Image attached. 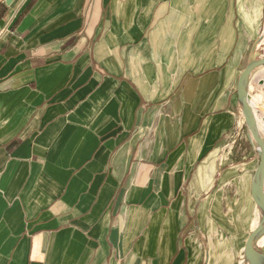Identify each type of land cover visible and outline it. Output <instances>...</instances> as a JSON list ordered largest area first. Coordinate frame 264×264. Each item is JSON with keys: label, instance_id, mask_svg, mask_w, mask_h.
<instances>
[{"label": "crops", "instance_id": "0c3cea01", "mask_svg": "<svg viewBox=\"0 0 264 264\" xmlns=\"http://www.w3.org/2000/svg\"><path fill=\"white\" fill-rule=\"evenodd\" d=\"M194 2L203 59L166 81L101 50L108 0H0V264H249L264 0ZM249 99L264 138V67Z\"/></svg>", "mask_w": 264, "mask_h": 264}, {"label": "rangeland", "instance_id": "374dc122", "mask_svg": "<svg viewBox=\"0 0 264 264\" xmlns=\"http://www.w3.org/2000/svg\"><path fill=\"white\" fill-rule=\"evenodd\" d=\"M198 6L203 5L194 0H108L100 48L103 52L107 48L115 49L114 55L108 58H112L120 70L148 74L158 70L164 80L171 81L178 65L193 66L203 59L192 55L187 35L188 28L194 26V18L203 10ZM154 32L159 37L157 46L150 38ZM259 244L264 247V237Z\"/></svg>", "mask_w": 264, "mask_h": 264}, {"label": "water", "instance_id": "95a60500", "mask_svg": "<svg viewBox=\"0 0 264 264\" xmlns=\"http://www.w3.org/2000/svg\"><path fill=\"white\" fill-rule=\"evenodd\" d=\"M6 1L8 4H10L13 0ZM263 42L264 19L262 31L252 43L246 67L242 71L237 83V93L243 106L246 122L251 134V139L255 142L261 159L252 186L254 199L261 209V220L259 225L250 233L246 242L244 256L245 260L249 264H264V252L255 247V242L264 236V138L260 132L257 117L249 99V86L252 74L257 69L264 67V51L261 49Z\"/></svg>", "mask_w": 264, "mask_h": 264}, {"label": "bare ground", "instance_id": "6f19581e", "mask_svg": "<svg viewBox=\"0 0 264 264\" xmlns=\"http://www.w3.org/2000/svg\"><path fill=\"white\" fill-rule=\"evenodd\" d=\"M263 44H264V42H263ZM263 46H264V45H263ZM263 49H264V48H263ZM260 79H261V78H260ZM258 80H259V79H258ZM261 114H262V113H261ZM258 116H260V115H258ZM263 116H264V115H263ZM261 117H262V115H261ZM261 117H260V118H261ZM262 121H263V120H262ZM258 218H259V217H258ZM263 237H264V236H263ZM263 237H262V238H263ZM262 238H261V239H262ZM261 239H260V240H261ZM260 240H259V241H260Z\"/></svg>", "mask_w": 264, "mask_h": 264}]
</instances>
